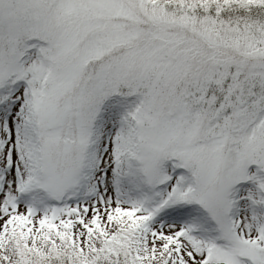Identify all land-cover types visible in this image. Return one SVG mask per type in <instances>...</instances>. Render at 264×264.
I'll use <instances>...</instances> for the list:
<instances>
[{
  "label": "snow or ice",
  "instance_id": "1",
  "mask_svg": "<svg viewBox=\"0 0 264 264\" xmlns=\"http://www.w3.org/2000/svg\"><path fill=\"white\" fill-rule=\"evenodd\" d=\"M0 264H264V0H0Z\"/></svg>",
  "mask_w": 264,
  "mask_h": 264
}]
</instances>
